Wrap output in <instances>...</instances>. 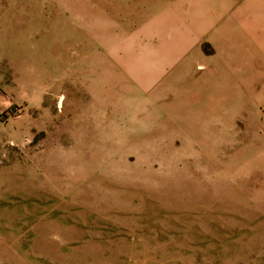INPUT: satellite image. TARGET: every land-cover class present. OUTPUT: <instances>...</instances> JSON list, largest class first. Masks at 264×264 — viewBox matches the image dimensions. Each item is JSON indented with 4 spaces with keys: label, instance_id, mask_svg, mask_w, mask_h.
Wrapping results in <instances>:
<instances>
[{
    "label": "rangeland",
    "instance_id": "1",
    "mask_svg": "<svg viewBox=\"0 0 264 264\" xmlns=\"http://www.w3.org/2000/svg\"><path fill=\"white\" fill-rule=\"evenodd\" d=\"M212 3L0 0V264H264V79L175 55Z\"/></svg>",
    "mask_w": 264,
    "mask_h": 264
},
{
    "label": "crops",
    "instance_id": "2",
    "mask_svg": "<svg viewBox=\"0 0 264 264\" xmlns=\"http://www.w3.org/2000/svg\"><path fill=\"white\" fill-rule=\"evenodd\" d=\"M231 2L213 0L206 7H188L175 27V55L189 57L192 61L191 79L197 80L198 95L202 99L210 92L209 84H214L215 79L237 78L243 71L254 72L259 79L258 95L263 93L264 75L260 65L264 61V7L260 3L233 9ZM184 16L190 24L185 23ZM207 34H210L208 40L213 51L201 52L199 46L205 42L203 36L207 38ZM210 62L215 69L210 70ZM192 85H195L194 80Z\"/></svg>",
    "mask_w": 264,
    "mask_h": 264
}]
</instances>
